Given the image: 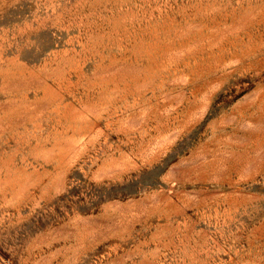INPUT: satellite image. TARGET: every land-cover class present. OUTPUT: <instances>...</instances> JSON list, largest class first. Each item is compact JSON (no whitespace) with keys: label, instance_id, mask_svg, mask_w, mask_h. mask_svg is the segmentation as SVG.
I'll return each mask as SVG.
<instances>
[{"label":"rangeland","instance_id":"1","mask_svg":"<svg viewBox=\"0 0 264 264\" xmlns=\"http://www.w3.org/2000/svg\"><path fill=\"white\" fill-rule=\"evenodd\" d=\"M0 264H264V0H0Z\"/></svg>","mask_w":264,"mask_h":264}]
</instances>
